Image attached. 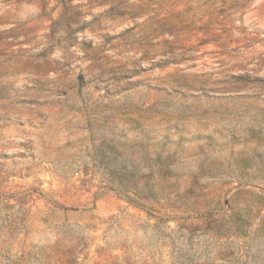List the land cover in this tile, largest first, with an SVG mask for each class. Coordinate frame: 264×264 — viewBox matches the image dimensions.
I'll return each mask as SVG.
<instances>
[{
    "label": "rangeland",
    "instance_id": "obj_1",
    "mask_svg": "<svg viewBox=\"0 0 264 264\" xmlns=\"http://www.w3.org/2000/svg\"><path fill=\"white\" fill-rule=\"evenodd\" d=\"M0 264H264V0H0Z\"/></svg>",
    "mask_w": 264,
    "mask_h": 264
},
{
    "label": "trees",
    "instance_id": "obj_2",
    "mask_svg": "<svg viewBox=\"0 0 264 264\" xmlns=\"http://www.w3.org/2000/svg\"><path fill=\"white\" fill-rule=\"evenodd\" d=\"M177 25L178 24H175V23H164V22H160V23H156L155 24V30L159 33V35L169 34L170 36H175L173 34L176 32L175 29L177 28ZM160 43L161 42H159V44ZM164 43L165 44H168V43H172V41L171 40H168V39H165L164 40ZM168 62L169 61H167V63Z\"/></svg>",
    "mask_w": 264,
    "mask_h": 264
}]
</instances>
